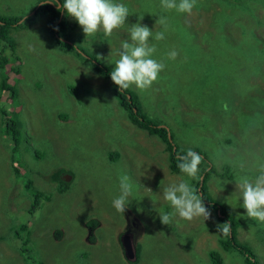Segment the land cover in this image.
Returning <instances> with one entry per match:
<instances>
[{"label": "rangeland", "instance_id": "obj_1", "mask_svg": "<svg viewBox=\"0 0 264 264\" xmlns=\"http://www.w3.org/2000/svg\"><path fill=\"white\" fill-rule=\"evenodd\" d=\"M39 1L0 0V17L30 16ZM261 1L243 0L237 5L197 0L187 14L163 9L160 0H116L128 6L129 17L111 36L101 31L85 37L77 23L66 35L94 60L100 56L98 61L112 71L132 25L139 22L153 34L164 31L166 51L157 42L153 57L166 65L159 79L146 91L128 90L136 95L146 117L173 134L181 151L199 149L205 154L215 171L204 183L206 194L232 212L238 222L236 241L251 251L257 264H264V222L246 216L236 189L244 175L234 171L245 166L240 162L244 160L257 167L248 176L255 179L264 166L257 157H264ZM159 17L167 18V30L156 24ZM51 22L50 14L41 13L25 27L10 31L13 59L18 60H9L12 53L7 51L6 67L0 70V82L5 84L0 91V264H212L209 252L217 254L218 264H243L240 254L220 247L224 235L216 226L222 223L212 211L205 222L177 216L169 225L158 224L159 215L172 211L162 198L163 188L188 178L168 169L164 143L130 124L113 98L109 80L97 74L88 60L58 47ZM180 29L186 32L188 44L175 35ZM178 45L185 52L181 56ZM173 50L178 52L174 62H192L194 67L171 91L161 77L168 71L167 56ZM213 66L219 68V75ZM247 86L253 102L245 106ZM238 103V132H229L237 141L231 139L228 145L223 135L226 121L234 117L231 110ZM13 113L21 123V141L11 160V142L2 122ZM245 114L252 123L248 129ZM203 165L202 161L199 172ZM225 166L233 172L231 180L218 177ZM60 169L62 181L69 177L63 181L62 193L48 178ZM125 174L133 188L122 214L112 201L120 194L119 181ZM188 182L194 187V179ZM22 225L23 232L18 229ZM126 230L135 251L139 248L136 263L127 261L119 246Z\"/></svg>", "mask_w": 264, "mask_h": 264}, {"label": "clouds", "instance_id": "obj_2", "mask_svg": "<svg viewBox=\"0 0 264 264\" xmlns=\"http://www.w3.org/2000/svg\"><path fill=\"white\" fill-rule=\"evenodd\" d=\"M160 3L161 7L167 11L175 10L178 13L190 14L197 0H160ZM62 9L82 28L85 37L101 31L106 36H111L115 30L126 24L129 17L128 6L116 0H63ZM142 19L143 16L138 17V20ZM156 24L164 26L167 30L166 17H159ZM128 37L121 41L120 49L116 53L119 58L114 63L115 67L110 72V78L120 91L132 87L139 91H146L159 79V74L166 65L162 60L153 58L157 49L155 44L150 43L153 31L147 26H142L139 22L132 25L129 28ZM164 38V31L155 33L156 41ZM177 56L178 52L173 50L168 53L167 58L175 60ZM96 58L100 60L101 57ZM177 159L180 161L177 165L179 174L182 173L188 180L180 179L163 188L162 198L168 202L172 211L159 215L160 222L162 225H169L177 216L188 222L201 218L205 222L210 219L211 212L205 206L202 197L197 194V188L188 182L197 177L203 158L189 149L185 155L178 156ZM119 187L120 194L113 199L112 206L118 213L123 214L130 203L129 197L132 195L133 188L128 175L120 177ZM236 189L241 193L242 207L246 216L258 222H264V166L260 167L259 175L255 179L240 176ZM145 190L151 192V189ZM216 228L222 235L227 236L230 234L231 224L225 222L218 224ZM128 234L131 236L129 232Z\"/></svg>", "mask_w": 264, "mask_h": 264}, {"label": "trees", "instance_id": "obj_3", "mask_svg": "<svg viewBox=\"0 0 264 264\" xmlns=\"http://www.w3.org/2000/svg\"><path fill=\"white\" fill-rule=\"evenodd\" d=\"M228 1L231 3H236L237 5L244 4L243 0H224ZM252 1V0H251ZM258 2V1H255ZM40 5L34 10L33 14L30 16H27V14L20 15V16H13V17H0V70H4L7 64V56L5 55L7 51H11L12 55L10 56L9 60H18V58L13 59V50L15 48L14 46V40L9 37V32L10 31H16L19 30L23 27H25L28 23L31 22L34 16L41 14V13H48L52 17V22L50 24V31L55 33V39L56 42L58 43V47L61 49L69 52V53H74L76 57L80 59H85L88 60L89 66L100 76L104 77V79H108L110 84H111V89H112V95L113 98L117 101L118 105L120 108L126 113L127 119L130 122V124L134 125L138 129H141L145 132H147L148 135L156 137L159 141L164 143L165 146V151L167 152V162H168V169L171 171V173H177L179 174L180 171L177 167L178 163L180 161L177 159L178 156L185 155L187 150L181 151L173 142V134L161 124V122L154 121L151 118L146 117L141 111V108L139 106L138 99L136 95L129 91V90H123L120 91V89L113 84L110 78V72L111 70L102 65L101 62L98 60H94L90 55H87L82 49H80L69 37H66L67 31H72L76 29L75 21L68 17L64 10L62 9V4L63 0H51V2H47V0H41L38 2ZM263 4L264 7V0L260 2ZM59 5L56 7V5ZM25 16V17H24ZM220 30V27L217 28ZM64 33L65 36H64ZM178 36L179 42H184L185 44H188L190 42L186 32L182 29L176 30V34ZM155 34H153V38L150 40V43L156 44L159 42L162 46V49H164V39L161 41H156L154 39ZM210 36V34H209ZM65 37V38H64ZM208 37V35H204V38ZM213 35L210 36L211 39H213ZM106 39V37H104ZM251 39H253V34ZM217 39L215 38L214 40V45L216 44ZM211 45V44H210ZM209 45V47H210ZM210 47L209 49H212L214 47ZM174 46H177V44H174ZM178 48L180 49L179 56L183 55L185 52L183 48L178 45ZM162 50V51H163ZM187 53H190L189 51H186ZM192 52V51H191ZM82 54L83 57L80 55ZM260 58L263 56L259 54ZM255 62V61H254ZM194 67V63L192 62H174V60H170L169 65H168V71L162 74L163 76L161 79L163 81H167L169 83V88H171V91L173 88H177L185 79L186 74L192 72ZM214 69L216 70L215 75L220 74L219 68L213 66ZM170 70L173 71V73H170ZM176 79H180V83L177 84L175 82ZM221 82H225L223 80H220ZM248 84V83H247ZM5 84L3 82H0V91H3ZM230 91H227V94L225 97L228 98V94ZM252 91L249 86L246 87L245 90V106L248 103L253 102L252 99ZM229 103V100H227ZM240 104H235L232 107L231 112L234 114V117L226 121V126H227V132H225L224 135V143L229 145V141L231 139H235L233 135H231L229 132H233L235 134V130L237 129L238 132V127L236 125V115L238 113V110L240 109ZM259 112V110H256ZM260 113V112H259ZM7 120H3L2 126L4 128V131L8 133L10 142H11V148L9 150L10 152V159L13 160L12 154H15L19 143L21 141V123L19 120L16 119L15 113H13L12 118H8ZM252 124L249 121V116L245 114V129H248L247 125ZM233 126L232 129L229 130V128ZM191 131V130H190ZM193 132V131H191ZM213 132H216V130H213ZM217 136V134H215ZM228 135V137H227ZM193 151L197 152L202 158L203 162L205 163V166L198 174V176L194 179V187L197 188V194L200 195L203 199V202L205 206L212 211L217 219L223 224L225 222H229L231 224V231L230 234L227 236H224L222 240L219 241L220 247L222 248L223 251H235L238 254H240L243 258V264H257V262L254 259L253 254L251 251L247 248L244 247L243 245L239 244L236 241V229L238 227V222L237 220L233 217L232 212H228L226 208L220 204L219 202L213 201L212 199H209V197L206 194V188H205V181L208 179V177L212 174H215L214 169L210 166V161L205 157V154L202 153L199 149H192ZM258 159L263 161V158L258 156ZM241 163L245 164V166L238 171H234L235 173L238 172L239 174H242L244 176H249L252 175L253 169H257V167H249L244 160H240ZM245 170L249 171L245 173ZM63 170H57L54 174H50L48 176L49 180L51 183L56 184V190L59 193L64 192L66 184L60 179V176L62 175ZM219 178H225L227 180H231L233 178V172H229L227 167H224V171L222 174L218 175ZM201 179V181H200ZM33 198H38V195H35ZM45 199V197H44ZM35 205V202H33ZM30 214H32L31 211H29ZM158 224H161L159 222ZM19 230L25 231L26 227L24 225L20 226L18 228ZM126 233L127 230H126ZM17 234V232L15 233ZM208 256L211 260L212 264H218L219 258L215 252H209ZM139 257V248H136L135 251V261L133 263H136L138 261Z\"/></svg>", "mask_w": 264, "mask_h": 264}, {"label": "water", "instance_id": "obj_4", "mask_svg": "<svg viewBox=\"0 0 264 264\" xmlns=\"http://www.w3.org/2000/svg\"><path fill=\"white\" fill-rule=\"evenodd\" d=\"M58 6L59 5L57 4L56 7H58ZM33 12H32V14H33ZM68 179H69V177H64V181H67ZM118 242H119V246H120V249L122 251L123 257L127 261H130V262L134 261L135 260V249H134V245L132 244V241H131L129 235H127V234L121 235L118 239Z\"/></svg>", "mask_w": 264, "mask_h": 264}, {"label": "flooded vegetation", "instance_id": "obj_5", "mask_svg": "<svg viewBox=\"0 0 264 264\" xmlns=\"http://www.w3.org/2000/svg\"><path fill=\"white\" fill-rule=\"evenodd\" d=\"M127 235H129L128 233H126Z\"/></svg>", "mask_w": 264, "mask_h": 264}]
</instances>
